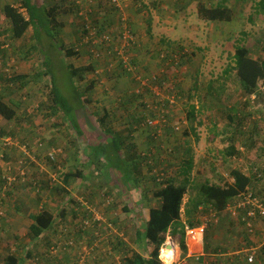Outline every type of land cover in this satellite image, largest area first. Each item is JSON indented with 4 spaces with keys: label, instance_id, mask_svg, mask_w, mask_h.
<instances>
[{
    "label": "rangeland",
    "instance_id": "1",
    "mask_svg": "<svg viewBox=\"0 0 264 264\" xmlns=\"http://www.w3.org/2000/svg\"><path fill=\"white\" fill-rule=\"evenodd\" d=\"M15 1L1 0L0 4ZM219 1L128 0V5L122 12L123 0H118L114 5L111 0H33L34 5L39 6L41 10L55 7L57 21L64 23V26L50 29L48 24L43 26L41 21L42 23L35 24L32 30L28 29L21 38L12 37L9 28L4 27L0 12V90L5 93L1 96L11 100L10 103L17 110L13 119L0 118V128L9 123L13 126L12 132L20 135L28 133L21 124H32L41 135L37 132L39 138L33 137L32 143L35 144L29 148L36 146V154L40 155L38 157H46L40 160L43 163V174L37 173L33 176L29 171L24 180L17 182L9 191V198L6 197L5 200L0 196V204L3 203L0 209L4 212L3 218H0V264H5V258L10 253L22 256L25 262L22 261L21 264H76L82 254H85V260L81 264H125L123 258L131 251L145 254L146 251L138 246L135 234L148 217V209L158 205L154 192L160 186L155 179V170L161 171L158 168H163L165 176L174 177L175 183L183 181L180 166L187 155L178 145L185 141L190 142L195 161L188 175L185 202L191 195L193 186L204 181L220 185L230 183V169L237 168L250 174L255 169L253 162L258 161V168L263 169L261 179L252 185L262 190L264 87L250 94L245 89L241 90L238 77L233 71L232 54L234 46L244 45L249 48L251 57L264 59V15L255 9L258 0H225V5L231 10L229 20L210 21L199 17L197 7L200 3L211 7ZM90 21L93 23L91 27ZM148 22H151V27L147 26ZM118 24H124L123 27L127 28L125 32L129 30L134 37L125 48L123 44L126 40L119 36L118 33L122 30ZM93 30L95 34L91 33ZM103 36H107L108 40H104ZM5 44L7 46L2 48ZM70 47L78 50V54L67 56L65 50ZM109 47H117L121 53L116 57L112 56L113 58L111 55L105 58ZM128 47L132 51H128ZM93 50L102 58L97 60L94 56L99 63L92 56ZM172 51L176 60L181 61L180 64H173L168 59ZM162 55L164 57H161ZM121 59L125 60L128 68L130 66L127 73L120 69ZM133 60H136V64L132 63ZM70 66L79 71L81 69L82 73L72 77L68 69ZM89 66L91 69L87 70L85 67ZM171 74H175V78H171ZM155 76L168 77L164 82L173 88L179 98H172L174 104L167 117L160 115L152 119L147 116L144 122L135 123L133 127L130 125L133 130L129 128L117 132L122 139L123 156L125 159L131 156V159H127L131 160L129 169L132 172L127 185L128 195L122 190L121 197L116 195L113 198L119 189L117 184L124 185V182L118 180L116 183L115 178L120 173L109 166L104 158L101 159L102 163L90 162L83 165L87 178L80 183H77V179L63 182V175L69 165L73 162L84 164L83 161H87L83 151L85 143L94 145L99 139L107 138L104 131L98 132L91 125L99 121L104 110L108 111L105 122L111 126L128 125L129 117L124 116V111L117 112L118 109L133 108L132 110L139 114L145 111L141 101H145L146 108L151 110L156 106L154 96L158 93L160 98H163L161 94L166 96L168 91H163L153 83ZM15 77L21 79L14 82L9 80ZM53 81L65 99L62 109L52 102ZM208 84L215 88L214 92H210L211 98H205L208 95ZM131 93L140 94L141 97L133 96L132 99L128 95ZM76 95L84 102L79 101ZM189 105H195L197 110L203 105L197 119L192 122L194 131L190 129L191 123L186 119ZM206 106L209 110H205ZM224 106L233 109L231 113L246 114L244 125L239 128L240 132H236L233 126L228 127L226 113L221 111ZM74 111L78 113L75 118L81 127L91 125L89 128L92 138L88 139L86 136L90 133L89 128L83 131L82 136L77 135V124L72 121ZM149 119H152L153 124H147ZM165 120L167 121L164 122ZM19 125L21 127H18ZM184 128L188 131L187 135H182ZM154 131H157L158 142L153 141L154 145L147 147L144 145L146 136ZM214 133V139L209 140ZM231 134L235 139L228 142L226 138ZM2 136L3 133L0 132V138ZM108 136L111 137L110 134ZM229 143H234L237 149L234 156L225 154L224 148ZM55 148L60 149L56 152L58 157L50 161L47 153ZM147 148L156 150L149 159ZM172 148L176 151L170 155L169 149ZM157 150H160V154ZM60 156L63 158L60 159ZM154 160L164 165L154 167ZM33 165L39 168L36 164ZM250 167L252 168L249 169ZM2 171L5 173L7 168L2 170L0 164V172ZM32 171L34 173L35 169ZM29 174L32 178L27 181ZM108 175L111 179L107 178ZM26 181L28 184L24 186ZM5 191L6 189L2 188L0 194ZM195 192L194 189V194ZM12 193L13 195H10ZM42 201L58 216L59 225L50 228V231L46 232L48 236L44 234L35 237L29 230V221L26 219L28 212L22 209L27 210L29 205L33 215L36 211L34 207L37 208ZM125 201L133 211L123 209L122 204H126ZM7 206L10 211H5ZM93 211L101 217L100 221L92 222L90 226L83 228L82 220L87 216L91 217ZM15 215H18L19 219L16 218L14 224L3 222L4 219H11V216ZM227 215L220 213L218 217L219 222H229L231 231L226 234L221 233V236L216 233L219 232L217 222L213 220L205 227L204 239L206 241L207 238V243L201 246L200 251L203 261H198L190 255L186 258L179 251L176 239L171 236V228L168 229L166 237L172 238L175 244V264H215L217 256L226 252H238L249 246L254 248L257 256L259 254L258 264H264V247L260 245L262 240L256 238L259 234L257 228H260L255 226L257 222H252V236L255 239L251 240L243 230L245 226L238 224V218ZM197 216L200 222L205 218L209 219L202 214ZM115 218L122 224L118 225ZM230 219L236 223L233 224ZM182 220H185L183 213ZM259 222L264 224L261 220ZM196 234L194 233V236ZM223 236L225 237L222 238ZM69 238L74 243L68 246L65 243ZM186 240L189 245L190 239ZM192 245L196 246V242ZM204 245L208 246L205 254ZM256 247L259 248L255 249ZM242 257L245 255L241 254L240 258ZM226 262L233 263L225 259L222 261L223 264Z\"/></svg>",
    "mask_w": 264,
    "mask_h": 264
},
{
    "label": "trees",
    "instance_id": "2",
    "mask_svg": "<svg viewBox=\"0 0 264 264\" xmlns=\"http://www.w3.org/2000/svg\"><path fill=\"white\" fill-rule=\"evenodd\" d=\"M112 6L113 5H110V7ZM255 9L258 13L264 15V0H258L255 4ZM54 11H55V7L53 6L48 9L44 8V10H41L39 6L34 5L33 0L32 1L20 0L11 3H5L4 5L0 4V12L3 17V21L5 23L4 27L7 26L9 28L12 37L14 38H21L28 29L32 30L34 25L39 23L41 24L42 23L41 21H43V26L46 23L48 24V26H50V29H53L59 25L63 26L64 23L59 22V20L57 21ZM197 12L200 18L210 21L229 20L231 16V10L228 6L225 5V0H220L215 4V6H211V7L210 6L208 7L206 5H203V3H200L197 7ZM89 24H93V23L90 21ZM118 26L121 28V30H123L124 24H122L121 26L118 24ZM101 30L102 29H99V31ZM96 33H98V31ZM128 51H132V49L128 48ZM173 51H175V49ZM173 51L168 56V59H170L173 64H180L181 61L176 60L175 58L176 55L173 53ZM65 52L67 56H75L78 54V50H76L73 47L66 49ZM91 53L94 58L93 52ZM107 54L109 55H107L105 58H108L110 55L114 57L117 56V52L114 49H111L110 47L107 48ZM100 59L102 58H98L97 60ZM97 60L95 59V61ZM232 60L234 63L233 71L238 77L241 90L245 89V91L248 94H250L253 91H256V89H260L264 87V59L261 60L255 59L250 56V51L247 46L236 45L234 46ZM132 63L136 64V60H133ZM93 64L95 67V63ZM119 65H120V69L124 73L128 72V69L123 67L122 61H120ZM85 68L87 70L91 69L90 66ZM68 69L72 77L80 75L82 73L81 69L79 71L77 68H74L72 66H70ZM165 78L168 77L166 76L154 77L153 83L158 85V87L161 88L163 91L165 90L168 91L166 96L160 93L163 96V98H160L157 95L154 96V101L156 103L154 109L152 108L151 110H148L146 108L145 101L144 102L141 101V104L144 103L143 106H145L144 107L145 111L139 114H136L134 110L130 111L129 108H122L123 110L126 109L127 111H129V113L127 114L129 118L127 120L129 122H132V125L135 126V123L137 124L140 122H144L147 116H151L152 119H155L160 115L164 117L168 116L169 109L174 104V102H172L170 99L174 97H176L175 99H177L179 98V96L177 93L175 95V92L172 90L173 88L170 87L169 84H166L164 82V80H166ZM18 79H20V77L10 78L9 80L14 82L17 81ZM207 90H208V95L205 98H207L208 96L210 97V92L211 91L214 92L215 88H213L211 84H208ZM51 94H52L53 105L58 106L62 109L63 108L62 106H65V99L59 93L54 81L52 82ZM131 94L128 95L132 99L133 96L135 98L141 97L140 94H134V93ZM76 97L78 98L79 101L82 100L78 95H76ZM118 99L122 100V98H118ZM202 108L203 105L199 110L195 108V105H189V108L186 111V119L189 120V122L191 123L190 129L193 131L194 128H192V122L195 119H197V114L200 113ZM205 110H209L208 106L205 107ZM221 111L222 112L224 111L226 113V118L228 120L227 122L228 127L229 125L233 126L236 132H240L239 128H242L241 125H244L243 124L244 117L246 116V114H242L241 112L231 113L230 111H233V109L228 108L227 106L221 108ZM15 114L16 112L10 106V104L4 102L0 98V115L5 119L10 120L14 118ZM105 114L99 118L101 124L105 122V119L108 116V111H105ZM72 121H75L73 116H72ZM166 121L167 120H165L164 122ZM130 130H133V128H130ZM106 132L108 134L113 133L112 130L110 129H108ZM187 133L188 131L186 129L182 130V135H187ZM213 137H215V133L214 136H212L209 140H213L214 139ZM110 138L111 140L109 143L97 141L96 144L90 145L89 144L90 142H87L85 143L84 151L86 154L87 151L91 152L89 154V157L92 163L94 164H99L100 162L102 163L101 159L104 158L106 163L109 164V166H112L113 169L118 170L120 176L115 178V181H117L116 183H118V180H122L124 182V185L118 183L117 186L118 188L124 190V188H126V186L128 185V181L132 177V172L129 169V162L131 160H127V159H131V156L125 159V157L121 153V145H122L121 138L119 137H115V138L110 137ZM158 139L159 138L157 137V131L150 132L146 136L147 141L144 143V145H146L147 147H151L154 145L152 144L153 141L158 142ZM226 139L228 140V142H230L231 140L235 139V137L231 134ZM254 142L257 144L256 140ZM155 145H157V143H155ZM178 146L183 148L184 149L183 153L187 155V158L181 161L182 165L180 166V173L183 174L184 180L175 183L174 177L165 176L166 175L164 173L165 169L158 168L161 171L155 170L156 171L154 173L155 179L160 186L158 190L154 192L155 198L158 200V205L152 206L148 209L147 219L142 224L141 229L137 230L136 232L138 246L142 247V249L146 251V253L143 254L141 252L131 251L130 254L125 255L123 258L125 264H162V261L159 258L160 247L165 241L167 231L170 228H171V236L175 238L176 241L178 242L179 251H181V253L186 256L188 252V246L186 243L185 226H188L190 228L193 227L195 228L200 226L203 221L201 222L199 221L197 216L198 214H202V216L205 215L206 217H209L207 224L211 220L216 222L215 220L219 219L218 217L220 213L221 214L226 213V215L228 214L229 217H232L227 211L228 204L232 201L234 202L235 199H238V195H240L241 193L243 194L251 193L252 196L257 197L264 202V186L262 190H260L257 188V186L252 185L254 182L256 183L258 180L261 179L260 178L261 171L263 169L258 168L257 165L259 161L253 162V165L255 164V169L254 172H251L250 174H248L249 172L248 173L243 172L237 168L230 169L229 174L232 179V182L230 183H225L224 185H220V184L204 181L200 184H197L196 186H193V188H191V195L185 202L184 196L188 189L187 184L189 183L188 175H190L189 173L191 172L195 161L192 156L193 151L189 141H185L183 142V144ZM181 148H179V150ZM154 149L153 148L146 149L147 159H149L148 157H150L153 154V152L156 151ZM159 151L160 150H157L158 154H160ZM169 151L171 155L176 151V149L172 148L169 149ZM224 151L225 154L229 156H234L237 153V149L235 148L234 143H229L224 148ZM48 159L50 161H53L49 157ZM163 165L164 164L163 163L161 164L158 160H154V167L155 166L162 167ZM81 166H83L81 165V163L78 164L76 162H74V164L69 165L66 168L65 173L63 175V182L68 183L69 181H73L74 179L83 177L84 170L82 171L80 169ZM251 168L252 167H250L249 169ZM107 173H109V169ZM86 178L87 175L84 177V179ZM107 178L111 179L109 175L107 176ZM194 189L196 190L195 194H194ZM0 199L2 201V198ZM62 209L60 214L63 213ZM182 213L183 216L185 217L184 221L182 220ZM53 216L54 215L51 212L45 209H42L39 212L31 215L33 223L29 226L30 232L35 237L42 235L45 232V230L50 228L53 221ZM238 217H239L238 224L245 226V223L241 220V218L243 217L242 210L239 211ZM255 219H259L261 220L262 223H264V217L262 216H257L253 220ZM243 230L246 235L249 234L248 232L249 229L246 226L245 228H243ZM204 243H206L205 239H204ZM207 248L208 246L204 245V254ZM197 260L203 261L202 256L201 258L198 256ZM241 261L239 264H241ZM5 264H18V259L16 255L13 253L7 255L5 258Z\"/></svg>",
    "mask_w": 264,
    "mask_h": 264
},
{
    "label": "crops",
    "instance_id": "3",
    "mask_svg": "<svg viewBox=\"0 0 264 264\" xmlns=\"http://www.w3.org/2000/svg\"><path fill=\"white\" fill-rule=\"evenodd\" d=\"M1 1V0H0ZM12 1H15V0H12ZM174 1H179V0H174ZM128 0H123V8H122V12H124L125 11V7L128 5ZM187 2H188V0H187ZM144 3H146V2H144ZM190 6L192 5V3H190L189 4ZM133 16H131V18H132ZM152 26V24H151V22H148V24H147V26ZM64 26V25H63ZM136 57H137V54L135 55ZM111 58H112V56H111ZM152 67V69H153V66H151ZM154 70H156V69H154ZM153 70V72H155ZM175 74H171L170 76H172L171 78H175V77H173ZM21 79V78H20ZM95 79H96V77H95ZM19 80V79H18ZM2 92V90H0V98L4 101V102H6V103H9L10 104V106L14 109V111L17 113V110H15V107H14V105L13 104H11L10 103V101L11 100H8L7 98H3L2 96H1V94L3 95V94H5V93H1ZM7 95V94H6ZM4 96V95H3ZM133 108H131L130 109V111H133L132 110ZM78 110H79V108H78ZM90 111V110H89ZM104 111H107V110H104ZM125 112V115L124 116H127V114L129 113V111H127L126 109L125 110H123L122 108L121 109H118V111L117 112ZM89 113V112H88ZM76 114H78L77 113V111H74L73 112V115H74V119H75V122H76V124H77V128H78V130H77V132H78V136L80 135V136H82L83 135V131H85V129H88L91 125H92V127L95 129V130H97L98 132L99 131H104L105 132V134H106V136H107V138H101V139H99V141L98 142H105V143H109L110 142V140H111V138L108 136V133L106 132L108 129H110V130H112V132H113V135H112V133H109L110 135H111V137L112 138H115V137H119L120 138V133H117V132H121V131H124V130H129V128L131 127V126H134V125H132V122H129V124L127 125V124H125V125H122V126H116L115 124H112V126H111V124L110 123H108V122H104L103 124H101L100 123V120L95 124V123H91V125H89V126H87L86 127V125L85 126H80L79 125V122L76 120V118H75V115ZM89 114H91V113H89ZM105 114V112H103L102 113V116ZM106 115V114H105ZM15 116H16V114H15ZM14 116V117H15ZM2 116L0 115V118H1ZM14 125V124H13ZM70 125H71V127H73V125H72V123H70ZM131 125V126H130ZM15 126H17V125H15ZM21 126H22V128L25 130V132H28V133H21L20 135L19 134H16V133H14V132H12V125H10L9 123H6V124H4V125H2V128H0V132H2L3 133V136L0 138V164H1V166H2V170H5L6 168H7V171L5 172V173H3L4 171H2V172H0V174H1V180H2V186L0 187V190L2 189V188H4V189H6V191L4 192V193H1L0 194V196H2V197H4L5 198V200H6V197L7 198H9V191H11L15 186H16V183L17 182H19L20 180H24V178L26 177V175H27V173H29V171L32 173V175L34 176V175H37V173H39L40 175L41 174H43V167L41 166V164H43V163H41V158L42 157H45V156H41V157H38V156H40V155H37L36 154V151H37V148H36V146L34 147V148H29L30 146H33V144H35V142L34 143H32V139H33V137L34 138H39V136L37 137V132H38V129H34L33 128V125L32 124H30V123H23V124H21ZM20 125L18 126V127H21ZM130 126V127H129ZM17 127V128H18ZM45 127V125L43 124V128ZM85 127V128H84ZM33 129H34V131H33ZM41 129V128H40ZM23 130V131H24ZM33 131V132H32ZM88 131H90V133L89 134H87L86 136L88 137V139L89 138H92V135H91V130H90V128H89V130ZM81 132H82V134H81ZM38 133H40V135H41V132H38ZM44 136V135H43ZM29 138H31L30 140H29ZM144 142H146V141H144ZM125 144H127V142H125ZM123 145H121V147H122ZM44 147H43V151H44ZM52 150H54V151H57L58 152V150L60 151V149L59 148H55V149H52ZM52 150H50V151H52ZM50 151H48V152H50ZM84 151V150H83ZM85 152V151H84ZM91 152L89 151H87V154H85V157L87 158V161L85 160V161H83L84 162V164L83 163H81V165H84L85 166V163H90L91 162V159H90V157H89V154H90ZM122 153V152H121ZM123 154V153H122ZM47 156H48V153H47ZM56 157H58L57 156V154L55 155V158ZM46 158V157H45ZM61 158H63V157H61L60 156V159ZM28 164V165H27ZM33 164H36V166H38L39 168L37 169V168H35V166L33 165ZM72 164H74V162L72 163ZM84 166H81V170L83 171L84 170ZM32 169H35V172L33 173V171H32ZM38 170V171H37ZM86 171H84V173H83V177H81V178H78L77 179V183H80L81 182V180L83 181L84 180V177H85V173ZM23 173V174H22ZM53 176V175H52ZM120 176V175H119ZM32 177L30 176V174H29V179H27V181H29L30 179H31ZM10 179H11V181H10ZM74 180H76V179H74ZM27 181H26V183H24L23 185L25 186V185H27L28 183H27ZM120 187V186H119ZM123 189H118L117 191H116V193H115V195L113 196V198H115L116 197V195H118V197H121V191H122ZM6 192H7V194H6ZM124 193L126 194V195H128L127 193H129L128 191H127V186H126V188H124ZM10 195H13V193L12 194H10ZM4 198H3V200H4ZM128 199V198H127ZM4 200V201H5ZM125 203L126 204H122V207H123V209H126V210H129V211H133L132 210V208H128V204H127V201H125ZM1 204H3V203H1ZM0 204V205H1ZM8 208L5 210V211H10L11 209H10V207L9 206H7ZM15 207V206H14ZM18 208H19V206H18ZM34 209H36V211H35V213H37V212H39L40 210H42V209H45V210H48L49 212H51V210L47 207V205H44L43 204V201L37 206V208H35L34 207ZM62 209V208H61ZM0 211H2L1 209H0ZM22 211H24V212H28L27 213V217H26V219L29 221V226L33 223V220H32V218H31V215H32V213L30 212V211H32V208H30L29 207V205H27V210H24V209H22ZM54 216H53V221H52V224H51V226H50V228H55V227H57L58 225H59V222H58V219H57V217L58 216H56L53 212H51ZM4 214V212L2 211V214L0 215V218L2 219L3 218V215ZM84 214H86L85 212H84ZM22 217H25V216H22ZM16 218L17 219H19V217H18V215L16 216H11V219H4L3 220V222H9L10 223V225L11 224H14V220H16ZM146 219H147V217H146ZM115 220H116V223L118 224V225H121L122 223H121V221H118V219L117 218H115ZM253 220V219H252ZM251 220V224H252V222L254 223V222H257V223H255V226H257V227H260V228H257V232L259 233V234H257L256 235V238L257 239H261L262 240V242H261V246L262 247H264V224L263 225H261L260 224V222H259V219H255V220H253L252 221ZM230 221H232V223L234 222V220H232V219H230ZM203 223V222H202ZM201 223V224H202ZM234 223H236V222H234ZM233 223V224H234ZM227 227H229V229L227 228ZM233 227V226H232ZM50 228L49 229H47V230H45V232L42 234V235H44L45 234V236H48L47 234H46V232L49 230L50 231ZM196 228V227H195ZM242 229V227H239V229ZM217 229H218V231L219 232H216V233H218L219 235H221L222 236V234H226L228 231H231V227L229 226V222L228 221H220L219 222V219H217ZM207 232H209V231H207ZM249 232V234H248V238H250L251 240H254L255 238L252 236V235H254L253 233H254V228H253V224H252V227H251V230L250 231H248ZM204 233H205V230L202 232V234L201 233H199V236H198V233L196 234L197 235V238L199 239V238H201L202 239V243H201V246L204 244ZM222 233V234H221ZM229 234L230 233H228V237H229ZM42 235H40V236H42ZM208 235H210V234H208ZM40 236H38V237H40ZM220 236V237H221ZM51 237V236H50ZM209 237V236H208ZM225 236H223L222 238H224ZM52 238V237H51ZM135 240H137V236H136V234H135ZM134 241V240H133ZM218 241V240H217ZM206 243H207V238H206V241H205ZM201 246H200V248H201ZM191 247H192V245L190 244L189 245V247H188V251L191 249ZM257 248H259V247H256L255 249H257ZM202 249V248H201ZM245 249H250V250H254V248L251 246H249V247H247V248H245ZM204 253V252H203ZM254 254H255V252H254ZM15 255H16V257H17V259H18V264H21L22 263V261H24L25 262V259L22 257V256H19L18 254H16L15 253ZM189 255L190 256H194L193 254H191L190 252H187V254H186V258L187 257H189ZM241 257V255H238V253L237 252H226V253H223V255H220V256H217V258H216V262H215V264H223L222 263V261L225 259V260H229L230 262H233V263H227L226 262V264H239L240 263V261L242 260L243 261V263H242V261H241V264H250V263H246V261H245V258H243L242 257V259L240 258ZM195 257V256H194ZM222 257V258H221ZM259 259V254H258V256H257V254H255V257H254V259H255V262H254V264H258V259ZM260 262H261V259H260ZM263 262V261H262Z\"/></svg>",
    "mask_w": 264,
    "mask_h": 264
},
{
    "label": "built area",
    "instance_id": "4",
    "mask_svg": "<svg viewBox=\"0 0 264 264\" xmlns=\"http://www.w3.org/2000/svg\"><path fill=\"white\" fill-rule=\"evenodd\" d=\"M118 0H111V3L114 5L117 3ZM123 20V18L121 19V21ZM124 21V20H123ZM90 27L92 26L91 24H89ZM125 29H127L126 27H123V30L122 32L119 33V36H122L121 38L122 39H125L126 41L124 42L123 44V47H127L128 45H130V41H132L134 39V37L132 36V34L130 33L129 30H127L125 32ZM92 34H95V31H91ZM126 33V34H124ZM128 34V36H127ZM120 38V37H118ZM103 39L104 40H108V37L107 36H103ZM108 43V42H106ZM7 45H3L1 46L2 48L3 47H6ZM129 48V47H128ZM114 50L117 52V54H120L121 52L118 51V48H114ZM93 52L94 56L97 57V58H100L97 56L96 54V51L93 50L91 51ZM108 55V54H107ZM161 57H164L163 55ZM122 63H123V66L125 68H127L128 70H130V66L129 68L127 67L128 64H126L125 60L121 59ZM137 78V77H136ZM159 94V93H158ZM157 94V95H158ZM171 101L172 98L170 99ZM147 124L151 125L153 124L152 120L149 119L147 120ZM56 152L57 151H50L48 153V156L51 160H54L55 159V155H56ZM23 174V173H22ZM11 181V179H10ZM88 208V207H87ZM242 210V214H243V217L241 218V220L245 223V226L249 229V231L251 230V227H252V224H251V220L254 219L255 217L257 216H262L264 217V202L261 201L259 198L257 197H254L252 196L251 193H241L240 195H238V199H235L234 202H230L228 204V207H227V211L229 212V214L232 216V217H238V214H239V211ZM92 211V209H91ZM245 213V214H244ZM2 214V211H0V215ZM91 217L87 216L85 217L83 220H82V226L83 228H86L88 226H90L92 224V222H98L100 221L101 217L95 213L94 211L91 213ZM207 219L205 218L203 220V223L196 227V228H190L188 226H185V231H186V234H189L191 235V237H188V235H186V238H189L190 239V244L192 245L193 242H196V246H193L192 245V250L190 249L188 252H190L191 254H193L196 259L198 258V256L202 255V253L200 252L201 251V243H202V239L201 238H197L196 236H194V233H201L204 231L205 227L207 226ZM217 222V219L215 220ZM194 238V239H193ZM74 243V241L69 238L65 245H72ZM186 243H187V246L189 247L188 245V241L186 240ZM53 248V247H52ZM238 254H243L245 255V260L247 261V263H253L254 262V257H255V254H254V250H250V249H242L240 251L237 252ZM85 260V254H82L79 256V258L77 259L76 261V264H81L82 261ZM83 263V262H82Z\"/></svg>",
    "mask_w": 264,
    "mask_h": 264
},
{
    "label": "clouds",
    "instance_id": "5",
    "mask_svg": "<svg viewBox=\"0 0 264 264\" xmlns=\"http://www.w3.org/2000/svg\"><path fill=\"white\" fill-rule=\"evenodd\" d=\"M165 243L169 244L171 243V240H166ZM160 260L162 261V264H175L176 257L174 255V249L162 247L160 250Z\"/></svg>",
    "mask_w": 264,
    "mask_h": 264
},
{
    "label": "bare ground",
    "instance_id": "6",
    "mask_svg": "<svg viewBox=\"0 0 264 264\" xmlns=\"http://www.w3.org/2000/svg\"><path fill=\"white\" fill-rule=\"evenodd\" d=\"M166 240H171V243L166 244V243H165ZM165 241L163 242L161 248L163 247V248H167V249H174L175 244L173 243L172 238H170V237H166ZM160 250H161V249H160Z\"/></svg>",
    "mask_w": 264,
    "mask_h": 264
}]
</instances>
